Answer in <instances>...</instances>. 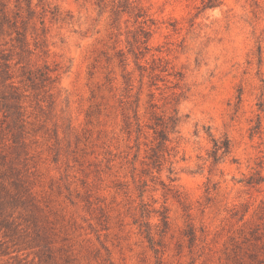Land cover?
Segmentation results:
<instances>
[{
    "label": "rangeland",
    "instance_id": "374dc122",
    "mask_svg": "<svg viewBox=\"0 0 264 264\" xmlns=\"http://www.w3.org/2000/svg\"><path fill=\"white\" fill-rule=\"evenodd\" d=\"M44 8L50 79L0 84V264H264V0Z\"/></svg>",
    "mask_w": 264,
    "mask_h": 264
},
{
    "label": "trees",
    "instance_id": "16d2710c",
    "mask_svg": "<svg viewBox=\"0 0 264 264\" xmlns=\"http://www.w3.org/2000/svg\"><path fill=\"white\" fill-rule=\"evenodd\" d=\"M45 0H38V3L33 4V0H0V37L2 39L8 38L10 40L13 52L17 56V59L12 58L13 55L5 53V50H0V84L5 85L7 81L8 87L16 91L24 83H28L29 87L35 89L38 85L45 83L50 79L47 67L44 66V71L41 69L31 70L27 69L22 63L23 54H31L30 41L27 38L28 34H33L35 37L34 47L37 46V38L45 33ZM36 8H40L41 12L37 13ZM129 5L126 6V9ZM143 14L137 12L135 14L136 20L142 18ZM10 61H13V67L21 69V73L18 76H14L11 73L12 66ZM17 78L16 83L14 79ZM13 100H18L19 94L14 92L12 95ZM0 98L4 99V96ZM20 106H17L19 109ZM16 119L22 115L18 110L15 111ZM159 120V119H158ZM160 123H154L153 130L157 135L158 147H161L167 141L166 130L168 125L166 122L159 121ZM174 122H172L171 128H173ZM20 128V127H19ZM223 147L227 150L228 145L224 143ZM221 146L217 143L214 144V149L217 151ZM216 153V152H215ZM165 218V217H164Z\"/></svg>",
    "mask_w": 264,
    "mask_h": 264
}]
</instances>
